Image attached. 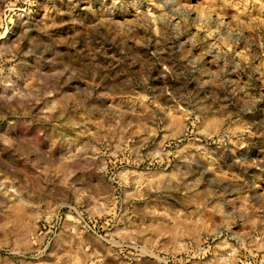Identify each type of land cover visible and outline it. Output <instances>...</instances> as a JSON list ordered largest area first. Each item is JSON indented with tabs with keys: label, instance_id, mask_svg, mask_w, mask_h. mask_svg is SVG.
<instances>
[{
	"label": "rangeland",
	"instance_id": "obj_1",
	"mask_svg": "<svg viewBox=\"0 0 264 264\" xmlns=\"http://www.w3.org/2000/svg\"><path fill=\"white\" fill-rule=\"evenodd\" d=\"M0 264H264V0H0Z\"/></svg>",
	"mask_w": 264,
	"mask_h": 264
}]
</instances>
